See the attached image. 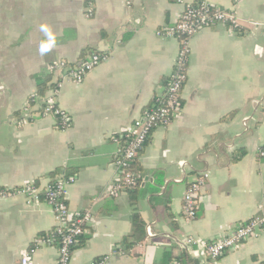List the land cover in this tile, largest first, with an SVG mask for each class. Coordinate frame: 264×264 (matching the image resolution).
<instances>
[{
	"label": "crops",
	"instance_id": "0c3cea01",
	"mask_svg": "<svg viewBox=\"0 0 264 264\" xmlns=\"http://www.w3.org/2000/svg\"><path fill=\"white\" fill-rule=\"evenodd\" d=\"M128 1L0 0V188L43 189L53 174L72 172L69 211H89L91 219L70 264L98 257L104 264H207L203 251L181 247L184 237L226 235L258 211L264 193V0L236 4V30L217 23L190 38L181 107L152 129L138 154L139 188L113 194L121 134L163 93L173 70L178 41L154 30L182 9L176 0ZM207 1L231 9L232 0ZM91 52L105 58L58 92L57 105L71 119L60 130L28 97L36 78L52 74L51 63L76 64ZM239 149L245 152L233 161ZM203 174L196 217L188 219L183 195ZM52 226L47 203L0 198V264H19L20 250ZM33 258L57 264L56 245H40ZM263 260L264 228L211 264Z\"/></svg>",
	"mask_w": 264,
	"mask_h": 264
},
{
	"label": "built area",
	"instance_id": "2783aa9c",
	"mask_svg": "<svg viewBox=\"0 0 264 264\" xmlns=\"http://www.w3.org/2000/svg\"><path fill=\"white\" fill-rule=\"evenodd\" d=\"M182 9L177 20L172 24H165L154 30V35L162 39H176L178 50L173 63V70L164 84L163 93L153 98V103L148 106L142 114L134 118L123 130L121 145L113 164L118 171L117 178L112 183L110 193H117L128 189H134L143 180L141 173L130 168L131 161L138 156L147 142L152 129L157 125H166L181 107L180 92L187 78V64L189 56V40L199 30L222 23L230 29L238 28L234 8L240 0H232L231 9H222L211 4L207 0L184 1L176 0ZM129 4V1L126 0ZM86 16L92 15L89 6L85 11ZM105 55L91 52L85 59L76 64L55 61L48 66L52 73L46 94L43 97L32 94L33 102L38 106V115L51 116L55 119L60 130L71 126L68 113L57 105V95L62 83L70 80L79 83L85 75L95 68ZM25 121V120H23ZM22 121V122H23ZM24 123V122H23ZM258 156L264 157V145L258 150ZM207 175L197 178L188 184L183 195V211L188 219H194L197 211V197L205 186ZM74 181V176H66L65 173L55 174L43 189L34 183L24 184L12 189H0V198L14 195H22L27 203L45 202L53 214V226L50 231L37 236L32 245L20 250L19 264H34V252L40 245H56L57 264H70L73 250L81 235L84 234L86 226L90 223L91 213L89 211L70 212L66 203L67 186ZM264 228V193L258 205V211L248 220L239 223L226 235L216 240H205L195 236H186L180 242L183 249L197 248L203 251L211 264L227 251L237 247L240 243L254 236L257 231ZM179 242V241H178ZM105 259L98 257L89 264H104ZM264 264V260L257 263Z\"/></svg>",
	"mask_w": 264,
	"mask_h": 264
},
{
	"label": "trees",
	"instance_id": "16d2710c",
	"mask_svg": "<svg viewBox=\"0 0 264 264\" xmlns=\"http://www.w3.org/2000/svg\"><path fill=\"white\" fill-rule=\"evenodd\" d=\"M51 76H52V74H47V75H45V76H43V77H38V78H36V94H37V96H39L40 98L43 97V96L45 95V91L48 89L47 86H49L48 82H49ZM167 78H168V77H167ZM167 78L165 79L164 83L168 80ZM28 100H29L30 103L33 102V101H32V100H33V98H32V94L28 97ZM152 103H153V99H152L150 105H151ZM150 105H149V106H150ZM148 138H149V137H148ZM120 142H121V145H124V138H122ZM145 144H146V143H145ZM145 144H144V145H145ZM244 152H245L244 149H243V150H241V149L237 150V151H236L237 154L234 155V157H233V161H236V160L240 159V157L244 154ZM136 158H137V157H135V158L131 161V163H130V168L133 169L134 171L138 172V173H141L142 171H141V168H140V166H139V164H138V159H136ZM65 175H66V176H69V175H72V176H73L72 172H67V173H65ZM53 176H54V174H53L51 177H53ZM139 186H140V184L137 185L134 189H128L127 191H128L129 193H132V191H133V190H136L137 188H139ZM0 189H1V188H0ZM132 219H133V222L136 223V225H139L140 222H141L140 216H139V214H137V213H134V214H133ZM85 240H86V238H85L84 234L81 235L80 238H79V240H78V243L76 244L75 247L77 248V247H79V246H82V245L84 244ZM178 259H182V257H178Z\"/></svg>",
	"mask_w": 264,
	"mask_h": 264
}]
</instances>
